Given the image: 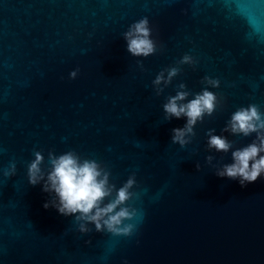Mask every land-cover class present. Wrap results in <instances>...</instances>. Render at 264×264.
<instances>
[{
  "label": "water",
  "instance_id": "water-1",
  "mask_svg": "<svg viewBox=\"0 0 264 264\" xmlns=\"http://www.w3.org/2000/svg\"><path fill=\"white\" fill-rule=\"evenodd\" d=\"M241 2L264 16V0ZM234 7L233 0H0V264H264V176L246 187L219 177L231 152L207 145L215 129L234 149L246 146L254 135L222 129L239 107L264 111V42L247 38ZM144 17L158 51L133 57L123 34ZM185 54L198 64H178ZM173 66L180 74L157 95L152 81ZM205 76L220 80L208 90L222 106L181 148L172 130L186 119L165 120L163 105L181 83L199 93ZM34 150L43 152L45 172L49 151L95 159L117 188L135 172L148 189L136 205L144 212L137 232L114 238L88 225L93 231L82 234L74 217L45 209L55 197L27 179ZM13 159L16 174L6 178Z\"/></svg>",
  "mask_w": 264,
  "mask_h": 264
},
{
  "label": "clouds",
  "instance_id": "clouds-1",
  "mask_svg": "<svg viewBox=\"0 0 264 264\" xmlns=\"http://www.w3.org/2000/svg\"><path fill=\"white\" fill-rule=\"evenodd\" d=\"M233 3L235 13L245 21L249 29L247 38L264 42V16L251 11L241 0H233ZM123 36L127 51L133 57L148 58L158 51L156 41L151 38L152 28L147 17L131 24ZM198 62L192 55L185 54L178 64L195 67ZM138 64L144 70L143 63L138 61ZM180 71L178 67H169L166 69L167 78L164 71L159 73L152 81L157 89L156 94L163 92V88L159 87L161 84H171ZM78 73L79 69L72 71L69 78L75 79ZM201 83L204 85L203 89L194 95L181 83L176 94L168 97L163 105L165 120H171L173 117L186 119L182 128L172 130L171 142L181 148L192 142L195 126L203 122L205 116L211 117L217 108L222 106V98L208 90L219 88L220 80L205 76ZM189 96L193 98L189 99ZM222 132L244 138L254 135L255 139L246 146L234 149L233 142L229 141L227 136L216 135L215 129H210L206 133L208 149L224 154L231 152L232 163L225 164L217 175L238 180L241 187H246L264 176V111H261L260 106L249 104L247 107L237 108ZM2 151L3 149H0V152ZM33 156L34 159L27 164L28 183L37 186L43 182L42 191L55 197L51 204H44L45 209L51 206L62 216L74 217L73 222L78 225V231L82 234L93 231L88 225H93L95 232L108 233L114 238L132 237L137 232L144 212L136 205L142 196L147 194L148 189L137 184L135 172L117 188L111 181L112 174L106 165L95 159L82 158L75 151L60 155L49 151L47 172L42 167L43 152L34 150ZM206 159L211 162L213 157ZM16 164L15 159L9 161L7 168L2 170L3 176L10 178L15 175ZM158 195L159 193L157 197Z\"/></svg>",
  "mask_w": 264,
  "mask_h": 264
}]
</instances>
